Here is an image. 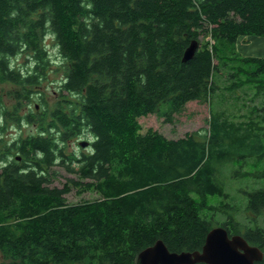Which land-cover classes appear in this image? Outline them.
Listing matches in <instances>:
<instances>
[{
    "label": "trees",
    "instance_id": "obj_1",
    "mask_svg": "<svg viewBox=\"0 0 264 264\" xmlns=\"http://www.w3.org/2000/svg\"><path fill=\"white\" fill-rule=\"evenodd\" d=\"M244 36L264 38V0H0V86H12L0 92V264H136L157 240L199 251L218 226L264 253V188L243 190L242 223L217 179L228 160L264 158V101L239 125L214 106L222 91L229 104L239 90L264 98V58L238 52ZM57 74L51 96L38 89ZM191 102L209 106L205 135L141 132L139 119L174 122ZM85 135L89 148L71 149ZM73 190L99 198L69 204ZM221 210L235 216L218 224Z\"/></svg>",
    "mask_w": 264,
    "mask_h": 264
},
{
    "label": "rangeland",
    "instance_id": "obj_2",
    "mask_svg": "<svg viewBox=\"0 0 264 264\" xmlns=\"http://www.w3.org/2000/svg\"><path fill=\"white\" fill-rule=\"evenodd\" d=\"M47 44L52 59L55 61H60V57H58V51L56 50V48H54L52 42L47 40ZM242 47L246 48L247 46L242 45ZM24 62L25 60L23 58H20L15 61V65L23 66ZM55 67L57 66L52 65L51 70ZM59 80L60 74L53 75L52 78H50L49 82L44 81L38 89L43 91L47 90L51 96L52 92L57 91ZM11 88V85H2L0 86V92H2V94H5ZM245 92V90H239L238 92H236V95L239 97V102H233L229 104L230 96L227 95L225 91H222L221 95H225L224 97L226 98L221 99V95H219L214 103V106H216V110H218V112L221 109L232 112L233 115L229 117V120L231 121V123H237L236 125L250 122V114L248 110H250L251 107H263L264 98L256 97L254 99V96L249 94L247 97L245 96ZM6 101H8V98L6 99ZM209 113V106H207L206 103L200 104L198 102H191L184 107L183 111L180 114H176L174 116V122H166L164 119L159 118L157 115H150L148 117L139 119L142 127L141 132L145 134L150 129L154 131L156 130L168 139H179L184 137L187 133L197 131L202 135H205L209 130ZM253 118H255L254 121H256L257 123V117L254 116ZM32 131L33 130L29 126L21 128V132L23 134L30 133ZM261 131L264 130L261 129L259 132L262 133ZM17 134V129H10L7 131L8 138H12V136H15ZM80 141L92 142L89 135H85L81 140L73 144L71 149L79 153L80 151L85 150L78 146V142ZM87 147H89V145ZM55 170L60 173V177L58 178L59 182L57 183V185L61 187L62 183H64L66 180L65 178L69 177V175L66 174V172L61 168H56ZM263 171L264 158L258 159L249 157L244 159H236L235 157V159L233 158L231 160H228L224 162V164L218 166V182L220 183L221 187H224L225 191L229 195V202L233 203V205H236L238 209H240L235 215L236 218L242 223L248 221L247 214H245L244 212V207L248 200L247 197L243 194V190L252 191L259 188H264V178H260ZM98 198L99 195L94 191L86 192L84 194H78L75 190H73L66 196V200L69 204H82L84 202H92ZM208 201L216 206L221 202L220 199L216 197H211ZM231 214L234 215L233 212H229L226 210L222 212L221 210V212L216 211L214 215L217 223L221 224L226 221L228 219L227 217L231 216ZM217 223H214L213 225L217 226Z\"/></svg>",
    "mask_w": 264,
    "mask_h": 264
},
{
    "label": "water",
    "instance_id": "obj_3",
    "mask_svg": "<svg viewBox=\"0 0 264 264\" xmlns=\"http://www.w3.org/2000/svg\"><path fill=\"white\" fill-rule=\"evenodd\" d=\"M197 48V42H191L183 61L193 58ZM79 143L80 147L86 148L90 142ZM263 258L262 249L250 245L242 235H230L224 227L218 226L207 234L199 251L171 252L164 241L157 240L137 255L136 264H255Z\"/></svg>",
    "mask_w": 264,
    "mask_h": 264
},
{
    "label": "crops",
    "instance_id": "obj_4",
    "mask_svg": "<svg viewBox=\"0 0 264 264\" xmlns=\"http://www.w3.org/2000/svg\"><path fill=\"white\" fill-rule=\"evenodd\" d=\"M243 46H247L243 48ZM237 50L243 57L264 58V38L244 36L238 40Z\"/></svg>",
    "mask_w": 264,
    "mask_h": 264
},
{
    "label": "flooded vegetation",
    "instance_id": "obj_5",
    "mask_svg": "<svg viewBox=\"0 0 264 264\" xmlns=\"http://www.w3.org/2000/svg\"><path fill=\"white\" fill-rule=\"evenodd\" d=\"M87 148H89V147H87ZM4 171L2 170V169H0V173H3ZM60 177V176H59ZM52 181L54 182L53 183V185L52 186H58L59 187V185H57V183L59 182V180L58 179H55V178H52ZM46 185V184H45ZM44 185V186H45ZM61 187H63V183H62V186Z\"/></svg>",
    "mask_w": 264,
    "mask_h": 264
}]
</instances>
